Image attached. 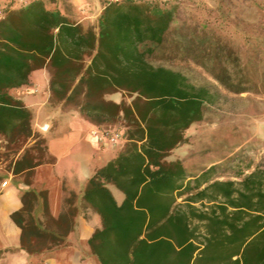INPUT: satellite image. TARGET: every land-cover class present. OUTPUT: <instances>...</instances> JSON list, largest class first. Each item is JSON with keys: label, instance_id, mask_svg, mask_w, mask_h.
I'll return each instance as SVG.
<instances>
[{"label": "trees", "instance_id": "16d2710c", "mask_svg": "<svg viewBox=\"0 0 264 264\" xmlns=\"http://www.w3.org/2000/svg\"><path fill=\"white\" fill-rule=\"evenodd\" d=\"M169 1L101 0L96 27H84L45 0L16 9L4 5L0 137L16 151L33 137V112L9 90L46 68L53 97L75 103L97 127L124 122V147L95 171L83 195L102 219V229L89 240L101 264H264V171L237 183L212 180L210 167L185 183L181 161L167 159L187 142L185 132L202 119L210 100L180 73L146 61L145 46L160 44L174 19ZM117 91L133 97L131 102L104 98ZM42 143L47 159L25 149L9 169L17 174L52 163ZM108 183L124 194L121 205ZM183 195L179 206L176 198ZM27 199L12 218L23 230V246L36 252L30 247L51 236L34 224Z\"/></svg>", "mask_w": 264, "mask_h": 264}, {"label": "rangeland", "instance_id": "374dc122", "mask_svg": "<svg viewBox=\"0 0 264 264\" xmlns=\"http://www.w3.org/2000/svg\"><path fill=\"white\" fill-rule=\"evenodd\" d=\"M45 1L84 27L97 25L98 0H84L79 8L69 0ZM28 2L0 0V9L7 4L16 9ZM169 6L174 7V19L160 44L145 46L146 61L180 73L189 85L205 89L210 100L204 104L202 119L185 132L187 142L167 159L181 158L191 175L212 164V180L238 183L256 169L264 171V0H170ZM114 94L118 103L133 98L122 91ZM59 108L77 109L71 103ZM33 115L35 137L23 147L16 151L0 137V169L5 172L11 171L25 149L29 156L47 159L42 150L46 138L34 129ZM123 124L120 118L100 129L109 140L117 135L114 144L122 135L126 140Z\"/></svg>", "mask_w": 264, "mask_h": 264}, {"label": "crops", "instance_id": "0c3cea01", "mask_svg": "<svg viewBox=\"0 0 264 264\" xmlns=\"http://www.w3.org/2000/svg\"><path fill=\"white\" fill-rule=\"evenodd\" d=\"M69 1L79 8L84 0ZM98 1L101 9V0ZM9 93L35 113L34 129L46 138V150L54 161L17 174L0 169L3 176L0 264H101L89 240L95 231L102 229V219L84 201L83 195L95 171L114 159L126 140L122 135L117 143H111L103 130L91 123L78 108L62 111L59 106L65 103L75 106V103L53 97L46 68L33 70L27 85L12 88ZM106 100L119 102L114 93ZM171 160L181 161L186 172L185 183L212 166L209 164L191 175L189 166L181 158ZM106 186L117 205H121L124 194L110 183ZM185 197H177L176 204L181 206L179 200L184 203ZM27 198L31 199L34 224L41 232L53 236L34 243L30 248L37 249L36 252H28L23 246V230L12 218L13 213L23 208L25 200L29 202ZM195 224L197 221L192 222V226Z\"/></svg>", "mask_w": 264, "mask_h": 264}, {"label": "built area", "instance_id": "2783aa9c", "mask_svg": "<svg viewBox=\"0 0 264 264\" xmlns=\"http://www.w3.org/2000/svg\"><path fill=\"white\" fill-rule=\"evenodd\" d=\"M161 1H165V0H161ZM0 16H1V11H0ZM117 140V135H114L110 138V141L114 142Z\"/></svg>", "mask_w": 264, "mask_h": 264}]
</instances>
